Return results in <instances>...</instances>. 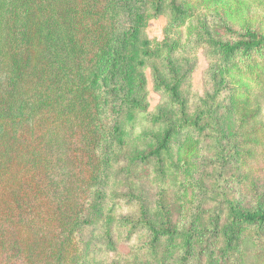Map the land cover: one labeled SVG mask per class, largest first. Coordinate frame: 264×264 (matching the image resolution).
<instances>
[{"label": "rangeland", "instance_id": "1", "mask_svg": "<svg viewBox=\"0 0 264 264\" xmlns=\"http://www.w3.org/2000/svg\"><path fill=\"white\" fill-rule=\"evenodd\" d=\"M249 32L264 0H0V93L56 95L15 139L52 209L0 264H264V223L231 232L264 211V46L223 50Z\"/></svg>", "mask_w": 264, "mask_h": 264}, {"label": "trees", "instance_id": "2", "mask_svg": "<svg viewBox=\"0 0 264 264\" xmlns=\"http://www.w3.org/2000/svg\"><path fill=\"white\" fill-rule=\"evenodd\" d=\"M176 15L184 14L180 6L174 5ZM264 46V37L254 32L247 33V40H243L235 45H224L223 50L225 55L235 54L237 51L249 52L254 49H258ZM9 58V56H7ZM7 59H1V61H8ZM11 59V57H10ZM70 84L66 89L74 91V81H70ZM173 94H176V90H172ZM29 93H19L15 95H7L6 93H0V208L6 207L5 222L11 218L10 212L13 205L17 204L21 208H25V213H29L28 219H24L12 212L16 217L10 221V227L8 231L3 229V225L6 224L4 220H0V256L5 251V246L11 241L12 247L18 248L21 244H27L33 239L30 227L34 222H38L39 225H45L48 218L47 211L51 210L44 207L40 209L33 208L31 205L32 198L28 196L30 191H33L36 185L39 190H43V186L37 178V174L40 169L37 167L38 159L36 155H32L33 152L27 151L26 153L19 154L20 151L15 147V139L28 131L27 123H32L35 119L40 122L46 121L42 116L47 115L49 106L53 103L55 96L48 97L42 94L37 95L34 99ZM133 102L138 103L136 99ZM178 131V130H177ZM176 131V132H177ZM169 133L165 136L161 146L166 147V143L169 139ZM25 144V143H24ZM27 145L20 146L19 149H25ZM38 183V184H37ZM11 210V211H9ZM32 212L34 215H32ZM0 214L2 215L1 209ZM3 216V215H2ZM145 225H149V228L159 237L162 234H174L170 230L158 231L150 224L142 221ZM264 223V211H257L254 213H244L239 210L234 211V218L231 221V232L235 234L237 229L245 223ZM14 232V233H12ZM12 233V234H11ZM10 246V244H9ZM2 260V259H1Z\"/></svg>", "mask_w": 264, "mask_h": 264}]
</instances>
